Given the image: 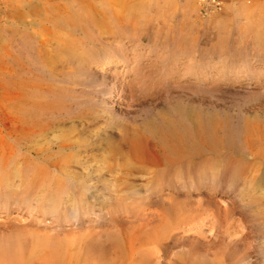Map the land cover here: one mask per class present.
Instances as JSON below:
<instances>
[{
	"label": "bare ground",
	"instance_id": "obj_1",
	"mask_svg": "<svg viewBox=\"0 0 264 264\" xmlns=\"http://www.w3.org/2000/svg\"><path fill=\"white\" fill-rule=\"evenodd\" d=\"M173 2L0 1V264H245L238 214L264 241L260 8L237 12L254 40L220 45L243 57L206 62L142 45ZM145 55L166 109L138 129Z\"/></svg>",
	"mask_w": 264,
	"mask_h": 264
},
{
	"label": "rangeland",
	"instance_id": "obj_2",
	"mask_svg": "<svg viewBox=\"0 0 264 264\" xmlns=\"http://www.w3.org/2000/svg\"><path fill=\"white\" fill-rule=\"evenodd\" d=\"M219 1L222 3L220 9L210 8L205 12L206 8L203 3H201V0H190V2H188L189 16H187V19H184L183 10L187 8L185 0H174L173 5L175 13L171 21L168 23L165 19H162L159 20V24L156 25V27L151 26L149 34H147L148 36L143 38L142 45L147 46L149 44V46H153V43H156L155 41H159L162 44L165 43L172 56L177 54L175 53L177 50H187L196 53L197 60L202 59L206 62L210 58L211 47L215 48L216 53H213L215 58L217 54L231 56L232 59L243 57V52H239L237 49L230 53L223 52L220 45L226 42L230 47H233L238 43L255 39V30L257 28L250 26L242 30V17H237V12H239V9H242V6L247 4V1H250L252 6L260 8L256 14L257 18H254V20L259 24L264 23V18L261 19L258 17L259 12L262 10V12H264V0ZM210 19H212L213 22L221 21L219 29H215L216 27L209 24ZM140 62L142 66L137 81L146 83L142 84L141 89H139L137 85H134L136 82H132L131 95L134 96V103L128 108L129 112L125 114L127 125L131 128L138 129H142L143 123L147 121L146 116L148 112L157 114L164 112V109H166L163 103L165 89L161 87L151 88L156 82V75L153 70L160 69L161 65L157 62L152 65V67H147L149 60H147L146 55L142 57V61ZM175 76L177 78L179 75L176 74ZM172 81L174 84L176 83V81ZM181 81L182 84L180 86L186 88L193 85L189 84L186 86L184 84L194 82L195 79L194 77H186L185 79L181 78ZM179 90L180 87L174 86V93H178ZM261 101L263 102L264 111V98ZM254 108L258 109L259 107L255 106ZM257 113H261V111L255 112L251 110V112L247 114V117L251 119ZM237 217V221H241V218L246 220L247 225V230H245L241 241L239 255H244L246 257L245 264H264L263 235L252 225V220L247 216L238 214Z\"/></svg>",
	"mask_w": 264,
	"mask_h": 264
},
{
	"label": "built area",
	"instance_id": "obj_3",
	"mask_svg": "<svg viewBox=\"0 0 264 264\" xmlns=\"http://www.w3.org/2000/svg\"><path fill=\"white\" fill-rule=\"evenodd\" d=\"M201 3H203L205 9V12L209 10L210 8L220 9L222 3L219 0H201Z\"/></svg>",
	"mask_w": 264,
	"mask_h": 264
}]
</instances>
